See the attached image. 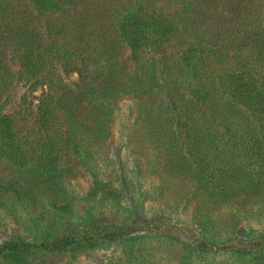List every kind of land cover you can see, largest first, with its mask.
I'll list each match as a JSON object with an SVG mask.
<instances>
[{
	"label": "trees",
	"instance_id": "trees-1",
	"mask_svg": "<svg viewBox=\"0 0 264 264\" xmlns=\"http://www.w3.org/2000/svg\"><path fill=\"white\" fill-rule=\"evenodd\" d=\"M172 39L180 58L163 67L149 54ZM62 68L78 71L82 86L67 82ZM20 80L45 87L46 99L26 135L0 108V163L16 171L0 179V200L5 192L62 191L58 181L75 170L65 159L94 170L126 96L137 102L135 128L155 171L191 177L219 203L264 198V0H0V101ZM141 219L142 226L97 230L122 236L153 226ZM82 231L81 241L76 231L45 247L92 245L94 230ZM31 246L3 242L0 264Z\"/></svg>",
	"mask_w": 264,
	"mask_h": 264
},
{
	"label": "rangeland",
	"instance_id": "rangeland-1",
	"mask_svg": "<svg viewBox=\"0 0 264 264\" xmlns=\"http://www.w3.org/2000/svg\"><path fill=\"white\" fill-rule=\"evenodd\" d=\"M124 53L129 59L132 49L127 47ZM149 55L163 67L170 63V68L180 58L173 39ZM10 65L16 72L22 68L18 58H12ZM170 71L166 69L174 80L177 72L172 70L170 75ZM61 72L75 89L82 86L78 71L62 68ZM44 93L42 85L20 80L9 88V97L0 101L2 112L13 116L21 135L39 125L36 118ZM139 116L137 102L123 97L112 119L106 153L96 155L94 170L65 159L75 170L58 181L62 191H36L21 197L4 193L0 245L25 241L32 246L30 252L8 253L3 264H264V198L244 196L219 203L199 191L191 177L155 171L149 165L153 152L146 154L147 141L135 128ZM186 145L189 152L192 146ZM15 173L11 165L0 163V179ZM96 184L105 194H96ZM65 203L68 208L61 209ZM141 218L153 226L128 230L122 236L97 230L132 227L134 220L141 221L136 227L142 226ZM87 229L94 230L92 245L83 242L67 250L45 247L76 231L81 241L82 230Z\"/></svg>",
	"mask_w": 264,
	"mask_h": 264
}]
</instances>
